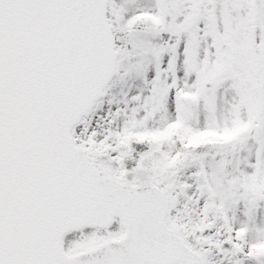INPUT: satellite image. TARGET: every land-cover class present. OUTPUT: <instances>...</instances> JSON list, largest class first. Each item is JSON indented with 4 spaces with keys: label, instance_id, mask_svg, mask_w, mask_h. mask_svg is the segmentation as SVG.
<instances>
[{
    "label": "snow or ice",
    "instance_id": "obj_1",
    "mask_svg": "<svg viewBox=\"0 0 264 264\" xmlns=\"http://www.w3.org/2000/svg\"><path fill=\"white\" fill-rule=\"evenodd\" d=\"M0 264H264V0H0Z\"/></svg>",
    "mask_w": 264,
    "mask_h": 264
}]
</instances>
